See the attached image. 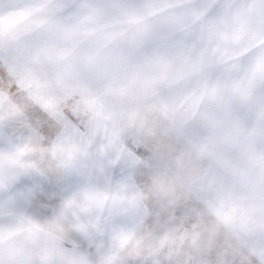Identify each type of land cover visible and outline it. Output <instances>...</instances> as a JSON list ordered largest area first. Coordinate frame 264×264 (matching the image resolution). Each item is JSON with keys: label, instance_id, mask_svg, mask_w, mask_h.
Here are the masks:
<instances>
[{"label": "snow or ice", "instance_id": "1", "mask_svg": "<svg viewBox=\"0 0 264 264\" xmlns=\"http://www.w3.org/2000/svg\"><path fill=\"white\" fill-rule=\"evenodd\" d=\"M0 264H264V0H0Z\"/></svg>", "mask_w": 264, "mask_h": 264}]
</instances>
